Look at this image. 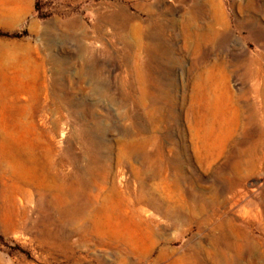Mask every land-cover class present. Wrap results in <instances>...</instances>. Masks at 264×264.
Wrapping results in <instances>:
<instances>
[{
	"label": "rangeland",
	"instance_id": "rangeland-1",
	"mask_svg": "<svg viewBox=\"0 0 264 264\" xmlns=\"http://www.w3.org/2000/svg\"><path fill=\"white\" fill-rule=\"evenodd\" d=\"M0 109L42 164L0 171V264H264V0H0Z\"/></svg>",
	"mask_w": 264,
	"mask_h": 264
},
{
	"label": "bare ground",
	"instance_id": "bare-ground-1",
	"mask_svg": "<svg viewBox=\"0 0 264 264\" xmlns=\"http://www.w3.org/2000/svg\"><path fill=\"white\" fill-rule=\"evenodd\" d=\"M182 29L185 31L189 26L188 24H185L184 22L181 25ZM207 32H212V26H208L206 28ZM205 34L204 30L197 29L195 33V37L198 41H200ZM139 49H144V45L138 44ZM136 71L139 70V65L136 64L135 66ZM24 76V73L20 74L18 79L21 80ZM45 79H43L41 82L37 81V86L39 88V91H46L48 82L46 76H44ZM40 94V93H39ZM38 96V95H37ZM38 98V97H37ZM136 104H145V91H140V96L134 101ZM143 123H138L137 128L138 131L141 133H146L147 131V122L149 121H142ZM156 122V121H155ZM193 122V139H192V147L194 148V152L196 153L199 160L202 162L204 158H207L208 160L212 157V152L214 148L216 147L217 150H220L223 146L221 143L215 144V140L212 139V136L216 137L217 139L220 138L221 135H223V132L225 127L223 128V122L224 121H192ZM230 124V123H229ZM228 124V125H229ZM22 136V130H21V121L20 118L17 115H8L6 113V110L0 109V171L3 174L4 183L7 185V183H10L11 187H14L13 193H22L23 186H30L29 181H24L22 176V169L32 173L35 172L36 169L40 166H42L38 158V154L34 150V140H25ZM158 139L156 137H147L145 139L135 141L130 140L127 148L129 151V155L131 159L133 158H139L141 159L142 163H147L149 167H152L153 164H157L158 161L162 162L163 166V160L161 153L157 151V153L154 155L152 160L151 155L148 153H144V149L151 145L155 147L157 150L158 148ZM173 146L177 147L179 150V153L186 154L187 151V145L185 143H173ZM248 153V151H247ZM246 151L239 150L237 153L238 157H244L247 155ZM249 154V153H248ZM157 157V159H156ZM264 159V156L261 157ZM46 162H50L51 159L49 156L46 157ZM9 187V186H8ZM118 197H121L119 199V209L123 208V194L122 192L117 194ZM143 198L138 199L139 202H143ZM145 203V202H144ZM141 204V203H140ZM208 207V202H204L202 200V203L200 204L199 211L202 213H205ZM107 213V212H105ZM98 216H100L98 211ZM140 210L137 208L133 209V216L139 217L140 216ZM198 225L201 226L202 223L198 221ZM221 251V250H220ZM222 257L226 258L228 262H232V259L228 258L225 253H222Z\"/></svg>",
	"mask_w": 264,
	"mask_h": 264
}]
</instances>
